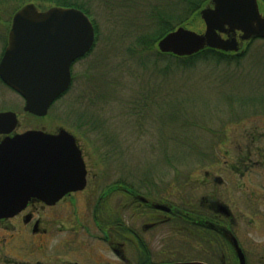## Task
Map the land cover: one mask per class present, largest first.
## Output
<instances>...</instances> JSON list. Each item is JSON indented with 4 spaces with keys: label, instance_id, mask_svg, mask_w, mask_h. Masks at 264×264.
Instances as JSON below:
<instances>
[{
    "label": "rangeland",
    "instance_id": "374dc122",
    "mask_svg": "<svg viewBox=\"0 0 264 264\" xmlns=\"http://www.w3.org/2000/svg\"><path fill=\"white\" fill-rule=\"evenodd\" d=\"M73 1L90 10L101 28L100 41L89 56L75 63L72 86L45 117L25 113L23 99L0 81V112L18 113L15 132L57 133L65 129L78 140L93 173L115 178L117 172L127 184L134 175L144 189L151 181L172 205H180L185 197L209 194L207 172L217 171L241 184L243 180H237L240 176L235 178L227 165L242 158H250L253 166L254 171L248 173L252 187L263 188L264 39L244 41L240 51L245 52L238 61L184 63L159 55L158 43L153 52L131 51L134 33L149 25L139 16L162 7L167 0ZM28 3L41 10L59 7L57 0H0L3 17L8 19L13 13L9 29L0 20V59L14 14ZM259 6L264 16V0H259ZM197 14L183 27L203 33L205 24ZM232 196L233 200L242 199L236 190ZM121 200V205L125 204L123 194ZM83 207L89 215V207ZM246 213L255 215L251 208ZM171 226L157 241L148 235L153 242L150 261L165 264L193 257V237ZM253 228L249 227L248 237L254 242L262 240ZM126 252L127 258L134 260ZM141 259L136 256V264Z\"/></svg>",
    "mask_w": 264,
    "mask_h": 264
},
{
    "label": "flooded vegetation",
    "instance_id": "af4514ba",
    "mask_svg": "<svg viewBox=\"0 0 264 264\" xmlns=\"http://www.w3.org/2000/svg\"><path fill=\"white\" fill-rule=\"evenodd\" d=\"M6 136L0 134V141ZM249 159L227 165L235 178L240 176L237 180H243L241 184L217 171L207 172L209 194L186 197L180 205H172L151 181L145 189L141 185L142 190L131 175V182L124 185L117 172L115 178L93 173L84 157L87 184L83 190L70 192L53 204L32 199L18 214L0 217V264H136V256H142L145 264H159L150 261L153 242L147 237L151 234L152 241H157L169 224L172 230L190 233L196 245L192 258L165 264H242V260L264 264V238L254 242L248 237L249 227L264 237V186L252 187L248 173L254 169ZM235 190L241 200H233ZM121 194L126 199L123 205ZM83 206L89 207V215ZM249 208L255 212L252 217L247 216ZM127 250L134 260L127 258Z\"/></svg>",
    "mask_w": 264,
    "mask_h": 264
},
{
    "label": "water",
    "instance_id": "95a60500",
    "mask_svg": "<svg viewBox=\"0 0 264 264\" xmlns=\"http://www.w3.org/2000/svg\"><path fill=\"white\" fill-rule=\"evenodd\" d=\"M200 14L203 33L180 26L159 40V51L179 57L205 48L238 52L244 41L264 38L258 0H211ZM95 43L93 21L83 10L51 7L42 11L28 3L13 17L0 79L24 99V112L45 117L69 90L74 63L90 53ZM18 124L16 112H0V134L7 135L0 141V217L18 214L32 199L53 204L87 184L83 153L73 134L65 129L15 133Z\"/></svg>",
    "mask_w": 264,
    "mask_h": 264
},
{
    "label": "trees",
    "instance_id": "16d2710c",
    "mask_svg": "<svg viewBox=\"0 0 264 264\" xmlns=\"http://www.w3.org/2000/svg\"><path fill=\"white\" fill-rule=\"evenodd\" d=\"M50 1H54V0H50ZM163 2L164 3L162 7L159 6V7H156L155 10L153 9L148 12L147 11L142 12L141 14L142 16H139V18L147 21L149 25L147 29L140 27V29L137 31L138 34L134 33L135 45L133 46L135 48L131 49V51H135V49L139 48L142 51H148V53L153 52L156 49L157 47L156 44L158 43L160 39H162L164 36H166L168 33L173 31L177 27L188 26L190 24L189 20L193 16H195L197 13H200V11L204 7L211 4V0H167ZM57 6L76 7V8H79L85 11L88 15H90V17H92L90 10L87 7L73 0H57ZM45 9H48V7ZM172 9L175 12L171 11ZM12 15L13 13H11V15H9L10 17L6 19L0 13V20L5 21V27L8 26V29L10 28L9 24L11 23L10 18L12 17ZM93 22H94L95 29H96V43L98 44L100 41L99 38L101 35V28H100V25L95 20H93ZM244 52L245 50L242 52H238V53H227V52L215 50L212 48H205L199 53L194 54L192 56H188V57H178L173 54H163L160 52H157V53L161 56H169L173 58L176 57V58L182 59V61L186 63L187 61L195 62L198 59L199 60L200 59H205V60L210 59V60H216L218 62H224V61L232 62L236 60L238 61L244 55ZM122 184L128 185L127 183H124V182H122ZM138 186L140 187L139 189H142L141 185L138 184ZM166 187H168V183L166 184ZM170 188H172L171 185H170Z\"/></svg>",
    "mask_w": 264,
    "mask_h": 264
}]
</instances>
